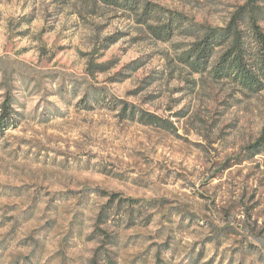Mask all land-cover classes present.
<instances>
[{"label":"rangeland","instance_id":"1","mask_svg":"<svg viewBox=\"0 0 264 264\" xmlns=\"http://www.w3.org/2000/svg\"><path fill=\"white\" fill-rule=\"evenodd\" d=\"M142 1L223 27L246 0ZM151 24L111 0H0V110L18 111L0 264H264V90L192 73L178 55L199 32Z\"/></svg>","mask_w":264,"mask_h":264},{"label":"trees","instance_id":"2","mask_svg":"<svg viewBox=\"0 0 264 264\" xmlns=\"http://www.w3.org/2000/svg\"><path fill=\"white\" fill-rule=\"evenodd\" d=\"M112 1L125 9H140L143 20L153 22L148 28L158 40L169 41L182 32H190V35L199 32L178 55L179 61L192 73L208 72L217 79L228 78L251 92L264 90V27L261 25L264 21V0H246L223 27L196 25L181 13L154 3H143L142 0ZM17 112L12 107L10 97H6L1 103L0 128L14 125ZM132 112L145 123L160 124V118L155 115L143 111ZM248 150L252 154L264 151V131L248 145ZM111 200H124L132 204V199H120L117 193L111 195ZM102 212L98 215V221L105 222L106 217L102 218ZM90 264H99L97 255L92 257Z\"/></svg>","mask_w":264,"mask_h":264}]
</instances>
